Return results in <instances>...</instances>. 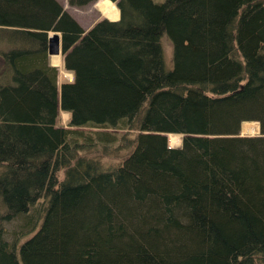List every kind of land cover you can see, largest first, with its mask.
Instances as JSON below:
<instances>
[{"label":"trees","instance_id":"1","mask_svg":"<svg viewBox=\"0 0 264 264\" xmlns=\"http://www.w3.org/2000/svg\"><path fill=\"white\" fill-rule=\"evenodd\" d=\"M113 1L0 0V264H264V0Z\"/></svg>","mask_w":264,"mask_h":264},{"label":"rangeland","instance_id":"2","mask_svg":"<svg viewBox=\"0 0 264 264\" xmlns=\"http://www.w3.org/2000/svg\"><path fill=\"white\" fill-rule=\"evenodd\" d=\"M65 10H67L85 29L91 28L97 21L103 19V18H108V19H118L120 16V9L117 7L116 2H113L111 0H94L90 1L89 3L85 5H76L73 3H70V0H58ZM157 2H162L163 0H154ZM118 11V12H116ZM52 31L50 34L52 35ZM60 33V32H59ZM61 35V33H60ZM163 47H164V53L165 57L167 60L170 59L171 54H172V44L167 38H164L163 40ZM64 56L65 54L60 53L57 57L59 61L57 63L53 62V56L51 58V62L53 65H55L58 69V83L59 87L61 83L65 81H70L72 79L73 72L71 74L70 71H68L64 65ZM59 121H62L65 126H67V121L69 119V113L64 110H59ZM250 122H255V121H250ZM257 122V121H256ZM241 133L242 134H259L260 133V125L256 129L252 130H246L244 123L242 124L241 128ZM172 135H179L180 136V141H177L175 139H171L170 136ZM183 139L182 134H174L170 133L168 134V143L170 146L178 147L181 146ZM18 219L14 218L12 220L5 221L4 226L5 228L8 229V232H11L12 229H15L18 225Z\"/></svg>","mask_w":264,"mask_h":264},{"label":"water","instance_id":"3","mask_svg":"<svg viewBox=\"0 0 264 264\" xmlns=\"http://www.w3.org/2000/svg\"><path fill=\"white\" fill-rule=\"evenodd\" d=\"M52 35H49L48 40V53L49 55H57L62 51L61 35L57 31H52ZM168 137L169 133H165ZM182 144V143H181Z\"/></svg>","mask_w":264,"mask_h":264},{"label":"bare ground","instance_id":"4","mask_svg":"<svg viewBox=\"0 0 264 264\" xmlns=\"http://www.w3.org/2000/svg\"><path fill=\"white\" fill-rule=\"evenodd\" d=\"M116 12H118V11H116ZM59 61V59H58V57L56 56V57H54L53 58V62L54 63H57ZM72 73V72H71ZM244 126H245V129L246 130H252V129H254V128H258L259 127V123L258 122H245L244 123ZM171 137V139H175V138H177L176 140L177 141H180V136L179 135H172V136H170Z\"/></svg>","mask_w":264,"mask_h":264},{"label":"crops","instance_id":"5","mask_svg":"<svg viewBox=\"0 0 264 264\" xmlns=\"http://www.w3.org/2000/svg\"><path fill=\"white\" fill-rule=\"evenodd\" d=\"M72 74V73H71Z\"/></svg>","mask_w":264,"mask_h":264}]
</instances>
